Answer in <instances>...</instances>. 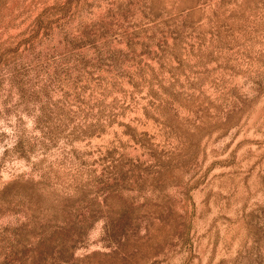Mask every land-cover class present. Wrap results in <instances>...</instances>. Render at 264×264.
Segmentation results:
<instances>
[{
    "label": "rangeland",
    "instance_id": "rangeland-1",
    "mask_svg": "<svg viewBox=\"0 0 264 264\" xmlns=\"http://www.w3.org/2000/svg\"><path fill=\"white\" fill-rule=\"evenodd\" d=\"M0 264H264V0H0Z\"/></svg>",
    "mask_w": 264,
    "mask_h": 264
}]
</instances>
